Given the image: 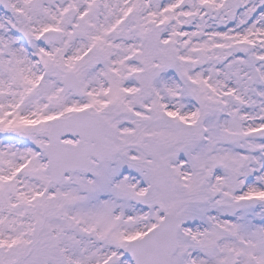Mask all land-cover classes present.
<instances>
[{
  "label": "snow or ice",
  "instance_id": "snow-or-ice-1",
  "mask_svg": "<svg viewBox=\"0 0 264 264\" xmlns=\"http://www.w3.org/2000/svg\"><path fill=\"white\" fill-rule=\"evenodd\" d=\"M0 264H264V0H0Z\"/></svg>",
  "mask_w": 264,
  "mask_h": 264
}]
</instances>
